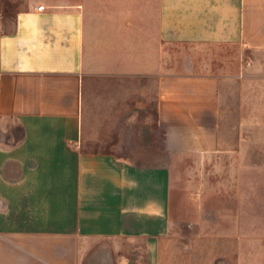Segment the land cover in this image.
<instances>
[{"label":"crops","instance_id":"0c3cea01","mask_svg":"<svg viewBox=\"0 0 264 264\" xmlns=\"http://www.w3.org/2000/svg\"><path fill=\"white\" fill-rule=\"evenodd\" d=\"M0 264H264V0L0 8Z\"/></svg>","mask_w":264,"mask_h":264},{"label":"rangeland","instance_id":"374dc122","mask_svg":"<svg viewBox=\"0 0 264 264\" xmlns=\"http://www.w3.org/2000/svg\"><path fill=\"white\" fill-rule=\"evenodd\" d=\"M26 3L27 0H0V8L5 12H13L20 8H24ZM235 165L236 162L233 158L227 156L219 157L215 161H210L205 166L195 171L198 179H201L205 182L206 186H203V188H207L206 192L209 195V202L207 204V209L205 210L206 216L205 219H203L204 225L209 228H216V226L220 224H224L225 226L231 225L233 219L231 217H225V219L219 218V210L224 206L226 209L232 211V209L236 206V201H233L234 195H237L240 189L248 193V185L239 187L236 184L239 171L234 168ZM188 174H191V170L188 171ZM245 175L246 179L248 180L247 173H245L244 176ZM250 188L252 189V186ZM219 198H223L224 202H219ZM183 218L184 217H182L181 219L182 232L180 236L183 237V242H188V246L182 245V247L179 248L177 257L181 259H185L187 257V254L190 256L193 249L196 250L199 255L204 252V249L201 248L200 236L191 234L190 232H185V220ZM192 237H196L198 239L196 241L198 245H189L191 244L190 238ZM214 237H216L215 234H209L210 240ZM227 241L229 240L226 238V240L222 243L225 245H231V243Z\"/></svg>","mask_w":264,"mask_h":264}]
</instances>
